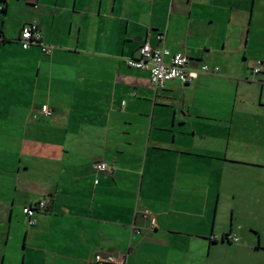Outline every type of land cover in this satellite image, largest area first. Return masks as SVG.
<instances>
[{
    "label": "crops",
    "instance_id": "1",
    "mask_svg": "<svg viewBox=\"0 0 264 264\" xmlns=\"http://www.w3.org/2000/svg\"><path fill=\"white\" fill-rule=\"evenodd\" d=\"M258 1L0 0V264H264ZM30 24L50 54L21 48ZM145 42L196 78L153 89L125 63Z\"/></svg>",
    "mask_w": 264,
    "mask_h": 264
},
{
    "label": "built area",
    "instance_id": "2",
    "mask_svg": "<svg viewBox=\"0 0 264 264\" xmlns=\"http://www.w3.org/2000/svg\"><path fill=\"white\" fill-rule=\"evenodd\" d=\"M3 11V7L0 5V12ZM164 35L158 34L156 40L158 44L164 42ZM1 41V40H0ZM18 42L23 50H28L31 47H38L42 54H50L52 47L42 41V34L40 30L33 24L23 27L19 33ZM188 59L184 53L171 54L163 44L157 46H151L148 42L143 43L137 52V57L128 58L125 60L126 65L129 68L136 70H143L148 73L150 86L155 90H162L166 83L176 80L182 85H188L196 78L198 71H192L188 69ZM258 66L252 69V73L257 75L261 72ZM216 71V69H214ZM199 72L206 73L207 67L202 65L199 68ZM40 114L44 117L51 116V110L46 106L40 107ZM94 171L96 173H110V166L104 161H98L94 164ZM96 184V181H95ZM45 207V202L40 201L35 205L23 208L22 212L26 218V225L31 227L35 224L36 212ZM140 219L145 223L147 231L155 230L157 227V221L152 212L147 209L140 211ZM132 231L136 236L142 235L141 229L132 226ZM212 241L216 240V237L210 238ZM227 240L237 242L236 238L231 236L227 237ZM90 264H124V257H115L108 254H102L100 252L95 253Z\"/></svg>",
    "mask_w": 264,
    "mask_h": 264
},
{
    "label": "rangeland",
    "instance_id": "3",
    "mask_svg": "<svg viewBox=\"0 0 264 264\" xmlns=\"http://www.w3.org/2000/svg\"><path fill=\"white\" fill-rule=\"evenodd\" d=\"M257 6H262V8H264V0H259L258 2H257ZM259 12V11H258ZM257 12V13H258ZM259 20L260 21H262L263 22V24H262V26L260 27V24H259ZM254 21H255V24H254V28H256V26L258 27V28H261V31L260 32H262V34L261 35H258V39H259V43L256 45V47L258 48L257 50V54H259V56H257L258 58L259 57H261L262 59H263V61H264V13H260L259 14V19H258V16L255 14V16H254ZM257 58V59H258ZM261 68H264V65H262V66H260ZM2 99V98H1ZM3 101H6V100H8V98L7 97H3V99H2ZM3 102L2 101H0V106H1V104H2ZM2 117V113H0V118ZM1 122V121H0ZM2 130H1V125H0V133H2L1 132ZM0 136H3L2 134H0ZM5 229H2V230H0V248H3V245H2V237H4V235H5V231H4ZM21 241H22V239L19 237V238H17V245L16 246H21L20 245V243H21ZM263 244H264V242H263ZM21 248V247H20ZM262 262L264 263V258H262Z\"/></svg>",
    "mask_w": 264,
    "mask_h": 264
},
{
    "label": "trees",
    "instance_id": "4",
    "mask_svg": "<svg viewBox=\"0 0 264 264\" xmlns=\"http://www.w3.org/2000/svg\"><path fill=\"white\" fill-rule=\"evenodd\" d=\"M2 41H3V40L1 39V42H2ZM186 56H187V55H186ZM187 59H188V57H187ZM227 237H228V236H224L225 239H227Z\"/></svg>",
    "mask_w": 264,
    "mask_h": 264
}]
</instances>
